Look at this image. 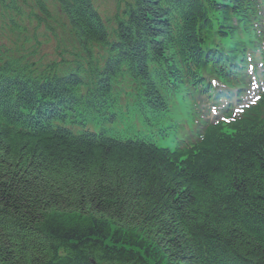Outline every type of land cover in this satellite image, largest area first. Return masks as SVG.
Here are the masks:
<instances>
[{
    "label": "trees",
    "instance_id": "obj_1",
    "mask_svg": "<svg viewBox=\"0 0 264 264\" xmlns=\"http://www.w3.org/2000/svg\"><path fill=\"white\" fill-rule=\"evenodd\" d=\"M211 1L180 0L179 7L190 8L187 29L195 31L201 5ZM218 1L242 11L238 0ZM61 3L68 22L81 25L84 43L105 37L88 0ZM165 4L137 0L132 23L121 26L126 54L141 67L148 48L143 38L163 22ZM216 22L206 16L203 23L223 38L213 32ZM26 39L19 37L18 50L27 49ZM5 55L9 48L0 50ZM25 70L17 73L25 76ZM63 87L41 92L57 95ZM17 91L19 112L3 107ZM34 96L6 78L0 120L20 122ZM44 110L43 118L52 115L51 107ZM4 126L0 122V264H264V134L258 127L233 139L212 136L196 158L177 166L155 149L113 141L98 146L61 132L24 134Z\"/></svg>",
    "mask_w": 264,
    "mask_h": 264
},
{
    "label": "bare ground",
    "instance_id": "obj_2",
    "mask_svg": "<svg viewBox=\"0 0 264 264\" xmlns=\"http://www.w3.org/2000/svg\"><path fill=\"white\" fill-rule=\"evenodd\" d=\"M50 1H53L54 3H57L55 0H50ZM58 1H61V0H58ZM62 1H68V3L71 6H74V4L72 3L73 0H62ZM254 2L255 3H259L261 9H264V7H263L264 6V0H254ZM165 5L166 6H163V5L160 6L161 12L162 11H165V12H163V15H165V17L164 18L163 17L161 18V21H164V24L160 23V26L157 25L158 28H156V32L154 33L153 36H150V34L149 35H146L147 37L146 36H143V37H146V38H143V41H145V43L147 41V44H149L151 42H160L163 39L162 36H165L164 37V40H169L170 38L173 39L174 36H180V35H183L186 39H189V40H192L194 37H197L196 36V34H197L196 31L189 30L186 27H184V28L187 29V31H186V29H184L180 24H177L175 27L168 28V24H167L168 21H172V18H169V17L172 16V10H173V8H177V6H180V0H166V4ZM199 5H200V3H199ZM60 13H61V11H55V12L52 11V12H49V13L45 14V16L39 18V20H41L40 23H41L42 27H44L45 29H49V30H55V29H59L60 28V31L63 32V33H70L69 27L67 26V23H65V22L62 23L61 22L62 18L63 17H66V13L67 12H64L63 15L61 14L60 16H58L55 19V16L58 15V14H60ZM134 14L135 13L131 14V16L134 15ZM261 16L264 17V14L261 15ZM166 18H168V19H166ZM4 19H6V18H4ZM57 19H60V21H58ZM2 21L3 20H0V24L2 23ZM124 23H130L131 24L132 23L131 18L130 17H126V18H124L123 21L118 22L116 24L117 31H120L121 30L120 26L122 24H124ZM70 25L74 28V30H78V32L74 34V37L75 38H79L78 35L82 31V30H79V28H80L81 25H79L77 23H75V25L71 23ZM105 25H106L105 29L107 31H110L111 28H110L109 24L106 23ZM15 28L16 29H19L18 27H15ZM263 28H264V26H263ZM105 29L103 28L104 34H105ZM108 34L110 35L111 32H109ZM8 39H6V41H7L6 42V48H12V47L15 48V47H17L20 44L19 38L15 37V36H9ZM88 39H89V41L83 43L82 45H83V47L85 49H88V50L91 49L89 51V53H90L91 56H97L98 55L97 53H101L99 55H105V56L112 55L110 53V51L105 47L106 46V43H105L104 40L96 39V38L95 39L94 38L90 39V37ZM121 40L124 41V38L121 37ZM45 43H46V41H45L44 38L36 37L32 42L28 43V45L29 46H33L35 44L41 45V46H43L47 50V52H50L48 50L50 47H48L47 45H45ZM96 43H99L101 45V47H96V45H95ZM1 44L5 45V41L2 40V39H0V45ZM124 44H125L124 42H121V45H124ZM172 44L173 45H171L168 48V49L171 50V53L172 54L169 53V52H165L167 54V56L176 57V55L179 54V52H184L185 51V49L182 48V47L185 46V44H181L180 46H177V42H175V41H173ZM190 44H192V45L195 46L194 43H190ZM158 46H159V44L158 43H155L154 49H156ZM54 49L55 50H58L61 55H66V52H67V49H68V45H64V46H61V47H55ZM72 51H74V54H75V50H72ZM27 54H29V53L27 52ZM23 55L24 54L15 55L12 58V61L15 62V63L18 62V61H20L18 58L21 57V56H23ZM129 55H130L129 53L128 54H121V53L118 52L117 55H114V56H116L118 59L119 58H122V59L129 58L131 60H136L137 59V58L130 57ZM69 56H71V52L68 54V57ZM158 56H160V55L157 54L156 57H158ZM85 61L86 60L82 59L81 60V63H83ZM94 62H99V60L95 59ZM137 69H140L139 66L136 69H132L131 68L130 70H127L128 72L125 71L122 74H123L124 77L129 76V78H128L129 80L130 79H138V77L141 75V73L139 71L136 72ZM109 72H110V75L111 76H116L117 77V76L120 75V73L114 72L112 70H109ZM129 72L130 73H133V74H130ZM88 76L89 75H85V76H82V77L83 78H87ZM79 79L82 80L81 77H79ZM98 82H99V80L96 83H98ZM139 82L142 85H144L142 81H139ZM127 88H128V92L129 93L130 92L138 91L137 84L136 83H130V84H128ZM99 99L100 100L103 99L106 102H115L118 99V96L111 95L110 94V91L104 90L103 92H101V94H99ZM8 103H10V102H8ZM8 103L6 104V102L3 101L2 102L3 107L9 106V107L15 108L16 111L19 112L18 108L14 107V106H12V105H10ZM137 109H139V108H137ZM4 127H6V125ZM21 133L28 134V131L22 130ZM112 134H110L108 137H103L101 143H99L98 146L107 145L110 142H112L111 141L112 140ZM93 137H98V135H94ZM166 162H167V160H166Z\"/></svg>",
    "mask_w": 264,
    "mask_h": 264
},
{
    "label": "rangeland",
    "instance_id": "obj_3",
    "mask_svg": "<svg viewBox=\"0 0 264 264\" xmlns=\"http://www.w3.org/2000/svg\"><path fill=\"white\" fill-rule=\"evenodd\" d=\"M23 2H27L26 0H22ZM120 5H121V8L122 10L124 9L125 7V4H123V0H120ZM126 1V0H125ZM132 0H128V3H130ZM93 4L95 6L96 9L99 10L100 14H102V17L105 19V20H108V19H112V17L115 15V5H116V11H117V2L116 0H93ZM36 8V7H35ZM127 8H128V5H127ZM57 11L56 10V7L54 6V12ZM61 14H58L55 16V19L60 16ZM4 22L6 21L7 23H10V19L6 17V19H3ZM58 21H60V19H57ZM5 22V23H6ZM63 23V22H62ZM61 23V24H62ZM66 23V22H65ZM63 25V24H62ZM64 26V25H63ZM60 29V28H59ZM62 29V28H61ZM12 27H10V29L8 30V33L11 34L12 32ZM69 35V33H65L64 36L67 37ZM6 73V71H5ZM3 92H6L3 91ZM14 99V97H10L9 98V101L11 103V101ZM44 113H46V111L44 110Z\"/></svg>",
    "mask_w": 264,
    "mask_h": 264
},
{
    "label": "snow or ice",
    "instance_id": "obj_4",
    "mask_svg": "<svg viewBox=\"0 0 264 264\" xmlns=\"http://www.w3.org/2000/svg\"><path fill=\"white\" fill-rule=\"evenodd\" d=\"M259 87V86H258ZM257 98H259V97H257ZM254 102V101H253Z\"/></svg>",
    "mask_w": 264,
    "mask_h": 264
}]
</instances>
